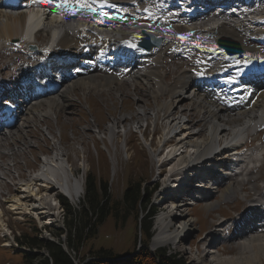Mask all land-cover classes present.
Returning <instances> with one entry per match:
<instances>
[{
    "label": "bare ground",
    "instance_id": "obj_1",
    "mask_svg": "<svg viewBox=\"0 0 264 264\" xmlns=\"http://www.w3.org/2000/svg\"><path fill=\"white\" fill-rule=\"evenodd\" d=\"M97 1L109 3L111 7H115L116 4L118 8L126 10L125 16L128 17V22L116 24L110 29L113 41L135 42L142 35L144 29L165 37L164 43L159 48H155L140 57V69L125 79V81L127 80L126 82L132 81L144 84L145 88L142 94H139L142 100L139 98L138 101L144 102L145 97H151L157 101L156 108L152 109V112H146L144 109L146 118L144 120L148 121L149 117L147 115L153 114L152 116H154L157 124L161 113H163L165 115L163 119H166L167 126L164 131L166 140L169 139L172 132L177 131L179 127H183L180 129L183 132L180 133L181 135L179 134L178 140L171 145H167V153H164L165 155L161 154L159 158L172 164L170 172L178 171L179 174L173 179V174L165 178V181L167 180L165 189L169 190L173 184H178L181 181L178 178L184 177L182 178V182H184L189 178L188 176L194 175L196 178L195 182L198 183L199 187H203V190L194 189V191L190 189L193 190L190 191V196L198 191L196 194L204 196L203 201L210 207H214L218 203V201L212 200V196L214 188H216L219 181L224 188L221 191L222 199L238 198V193L240 192L242 197L248 200L250 208L248 214L242 220L243 223L241 224L243 227L241 224L237 225L235 233H222L220 235L226 239L231 238L229 242H234L241 249L242 252H240L241 257L238 258L240 259L238 264H263L264 214L260 211L261 202H264V186L262 187L257 182V178H253L252 171L255 169L251 170L248 165L234 166L239 161H242L240 163L244 165L245 163L243 164V162L245 160L253 161L254 163L257 161L264 163V156L260 158L264 152V142L257 145L253 144L254 141L252 142V140L259 137L262 131L260 127L264 125V96L259 99L256 98L259 89L254 91L250 100L246 99L245 94L240 93L238 98L244 105L239 106L233 104L230 98L226 101H221L219 95L212 93L214 89L212 85L209 87L197 86L194 94H190L188 91L193 86H196L192 83L193 78L207 76L216 78L218 81L225 80L222 85H218L222 90V94H224L228 84L232 82L240 83L241 77L248 69H256V66L260 64L256 62V54L260 53L263 60L264 47L257 42V44H254V42L252 44L247 34L252 33L262 36L264 17L253 15L242 20L229 19L224 21L199 20V18H195V24H192L187 22L188 17H186V14L173 12L177 7L175 0ZM166 2H169L168 5L171 4L170 9L163 10L161 6ZM41 9L39 6L21 8L13 7L5 2L0 3V50L5 48V44L17 51L25 46L37 44L39 49L36 50L40 55L50 58H57L59 55H71L74 58L82 50L79 47L80 41L95 44L100 40L99 36L102 31L90 29L93 26L91 23L93 19L90 16L87 15L81 21L72 19L73 22H62L51 15H40ZM170 13L172 15L168 17ZM40 27L41 29L35 32V29ZM218 34L239 38L241 42L243 41L247 52L237 56H226L222 49L217 46L216 37ZM41 38H44L43 42H39ZM54 45L55 48L52 50ZM186 46L192 49L193 56L197 59L193 63L194 67L185 65L188 68L178 71L172 81L168 80V68L165 67L164 63L166 53L173 51L183 57L187 52L185 50ZM25 53L27 52L25 51ZM189 56L191 55H186L187 58ZM6 68L8 69L9 67L6 66ZM19 69H16L17 72ZM123 81L124 79H121L116 74H101L89 70L87 74L67 82L50 97L26 102L21 107L22 113L35 114L40 119L46 118L50 112H54V109H63L68 105L67 100L72 99L71 95L76 87L103 91L110 87H115V85ZM5 82L6 79H3L0 75V85L5 84ZM184 101L191 103L193 107L191 110H197L201 113L199 120L200 123H203V127L190 123V118L189 121L184 120L185 112L176 116V108L183 104ZM188 110L187 108L186 111ZM125 120L126 118L113 120L112 125L109 127L111 132L113 133L114 126ZM1 135L0 142L3 141L4 143L5 141L6 143L9 138L11 139V132H5ZM250 137H252L251 143H249ZM246 138L249 141L244 143L247 148L243 149L240 144ZM9 149L8 155L13 161L15 155L19 153L18 150L22 151L23 147L15 144L14 147L10 146ZM5 153V151L0 150V166L2 165L3 155L7 154ZM208 155L211 157L210 160L207 159ZM42 160L41 166L34 173L29 174L30 177L20 185L18 188L19 194L12 199L13 203L11 205L13 208H17L18 204L23 205L25 202H31V208L36 211L38 218L41 220L49 218L50 221L47 224H51L52 220L57 219V212L52 210L53 204L57 203L56 198L48 192L47 188L53 187V189L61 190L70 199L76 201L79 200L84 191V184L81 177L76 176L71 167L69 157L64 152H54L50 157H44ZM221 166H223L222 170H226V172L219 173ZM5 169L7 170H5L4 174L9 175L11 168L6 167ZM240 170H242V173L239 172ZM229 173L234 174L226 176ZM258 176L264 182L260 172ZM37 182L44 187L41 190L42 192H39L41 188L37 186ZM246 185H250L253 194L247 193L248 188ZM180 186L183 185H178V187ZM167 199H170V197L165 199V206H168V210L163 211L160 216V231L154 239L155 245L167 243L176 245L178 239L182 238V236L185 237L193 230L194 221L192 222V218H181L183 221H178L181 222L180 227L171 225L174 215L177 216L178 212L179 214L185 213L183 211L180 212L182 210L181 207H183L181 203L174 199L170 201ZM168 201L170 202L169 204H167ZM253 213L256 216L261 214L255 223L257 227L254 230H247L248 226L245 223L254 218L252 216ZM225 224L226 221L224 220L221 225L224 226ZM212 237L217 242L207 253L215 255L214 253L219 251L217 249L218 243L222 241V238L217 234L212 235ZM213 262L215 261L213 260ZM210 264L214 263L211 261ZM216 264H237V262L235 259H227L218 261Z\"/></svg>",
    "mask_w": 264,
    "mask_h": 264
},
{
    "label": "rangeland",
    "instance_id": "obj_2",
    "mask_svg": "<svg viewBox=\"0 0 264 264\" xmlns=\"http://www.w3.org/2000/svg\"><path fill=\"white\" fill-rule=\"evenodd\" d=\"M43 40L44 38H41L39 42H43ZM2 49L0 50V72L3 67L6 70V65L9 67L8 64L14 59H17V63L13 65L17 67L20 61L26 58L23 54L13 52H10V55L7 56L8 53H5L4 48ZM185 50L187 54L185 53L183 57L180 56L181 59L186 57V55H193V51L189 46H186ZM13 51L18 52L17 50ZM190 51L192 53L188 54ZM168 53H166L164 59ZM170 58V56L167 57L164 63L165 67L168 68V80L172 81L178 71L188 68V66L186 67L183 62L179 63L177 59L171 61ZM190 63L193 64L194 62H188L187 65H192ZM144 88L143 83L132 81L122 82L103 91L76 87L71 95L72 99L67 100L68 105L63 109H54V112H50L48 117L40 119L37 115L31 113L22 115L20 122L10 131L11 139L9 138L6 143L5 141L4 143L3 141L0 142V150L7 153L3 155L2 165L0 166V264H26L12 250V247L18 244L16 236L24 232L34 236L36 233L35 228H38L39 237H45V239L54 237L58 239L64 236V239L67 238L66 232L60 233V229L66 228L67 225V214L62 205L60 208H58L57 204L52 206V210L57 212L58 218L56 221H51V223L54 221L53 224H47L50 221L49 218L41 220L29 215L28 211L37 215L36 211L31 208V202L24 201L25 204H18L17 208H13L11 205L13 203L12 199L19 194L18 188L20 185L41 166L43 161L41 157H50L52 153L57 151L64 152L69 157L73 171L76 176L83 178L84 184V191L79 200L73 201L68 198L75 207L78 206V203L84 197L85 184L90 173L98 180L105 179L108 181V193L114 199L122 198L124 191L133 182L140 183L141 191L145 192L146 190L153 195L155 189L161 185L159 181H163L164 178L170 176L169 174L166 177L158 174L160 164L159 161H156L158 158L157 150L160 147V137L164 136L163 133L167 129L166 119H163L165 115L161 113L162 118L160 117L157 124L154 116H152L153 114L147 115L149 117L147 122L144 120L146 119L144 109L146 112H152V109H155L157 105V101L151 97H145L144 102L138 101L139 98L141 99L139 94H142ZM258 96L261 98L264 93L260 92ZM187 108L189 109L188 111H186ZM192 108L189 101H184L183 104L176 108V116L185 112L186 115H189L190 123L203 127V123H200L199 120L201 113L197 110H191ZM185 117L183 118L184 120L186 119ZM117 118H126V120L114 126L112 133L109 127L112 125L113 120ZM146 123H148V127L145 135L142 131L136 132L134 130L137 129L139 124L144 126ZM124 130L128 132L125 133ZM154 132L155 135L152 139V133ZM252 142L254 145L263 143L264 130ZM15 144L22 146L23 149L22 151L18 150L19 153L15 155L12 161L8 152H10L9 147H14ZM166 153L167 150L165 151ZM165 154L163 153L162 155ZM167 164L171 163L167 162ZM171 166L172 164L169 169H171ZM6 167L11 168L9 175L4 174L5 170H7L5 169ZM259 172L264 178V163L262 167L252 171L253 178H257V182L261 185L263 181L258 178ZM37 183V186H39V182ZM246 186L248 188L247 193L253 194L250 185ZM48 188V192L53 194L57 203V198L59 194H62V191L53 189V187ZM41 190L39 192H42ZM222 190L224 188L214 193L212 198L215 202L218 201L216 206L210 207L202 202L191 208V214L199 217L195 224L197 228L191 234V240L194 244L202 240L203 248H201V243H199L202 255L199 254L200 256L198 257L195 252L182 253V249H177V253L183 255L191 264H210L211 261L216 264L218 261L227 259H235L237 264L240 262L238 258L241 257L240 252L242 251L235 243L228 242L225 245H220V251L214 253L215 255L213 253L211 255L210 253H205L209 249L205 238L209 236L214 228L218 227L219 222L223 218L222 216L235 218L239 215L238 211L247 209L249 204L246 198H242L240 192L238 193V200L236 198L232 199V201L222 199V195H220ZM154 195L147 207H145V204L140 205L139 209L125 221L123 218L118 219L111 214L101 224L96 236L89 238L87 241L84 249L86 258H91L94 254L89 252L91 247L95 251L105 248L115 254H125L129 251L137 252L145 244L144 239H148L145 232L142 237L140 235L142 216H145L148 206L151 209L156 208L157 212L163 208L161 204L158 205L156 203L159 196ZM182 211L183 208L180 212ZM195 216L186 218L182 214L178 221H183L181 218H192L193 222L196 220ZM176 220H173L176 223L174 226L181 225V222ZM227 240L231 241V238ZM19 247L29 251L28 246L19 245ZM9 248H11V252H9ZM33 250L47 253V249L44 246L35 247ZM72 253L75 255V251L72 250ZM76 257V261H78L79 256L77 255Z\"/></svg>",
    "mask_w": 264,
    "mask_h": 264
},
{
    "label": "trees",
    "instance_id": "obj_3",
    "mask_svg": "<svg viewBox=\"0 0 264 264\" xmlns=\"http://www.w3.org/2000/svg\"><path fill=\"white\" fill-rule=\"evenodd\" d=\"M108 181L98 180L90 173L86 180V189L83 199L74 206L67 197L60 194V201L67 214L66 228H61V232H66V244L71 249L66 250L63 246V238L59 241L45 239L38 236L39 229L35 228V235H29L24 232L17 236L20 245L29 246L31 251L19 250L17 247L12 249L14 254L21 257L22 262L26 264H190L186 259L175 255L168 256L164 249L152 252L146 245H143L139 251H129L125 254H115L113 251L101 248L95 251L91 258H86L84 253L85 246L89 238L96 236L101 224L113 214L116 218H123L124 221L140 205L147 204L150 200L149 193L141 191L140 183H132L124 191L122 198L114 199L108 193ZM154 209L145 215L142 222V230L147 234L149 239L150 229ZM147 239V240H148ZM144 241H146L144 239ZM44 246L47 253L35 252V247ZM79 256L76 262V256ZM9 252H11L9 250ZM83 258V259H81Z\"/></svg>",
    "mask_w": 264,
    "mask_h": 264
},
{
    "label": "water",
    "instance_id": "obj_4",
    "mask_svg": "<svg viewBox=\"0 0 264 264\" xmlns=\"http://www.w3.org/2000/svg\"><path fill=\"white\" fill-rule=\"evenodd\" d=\"M160 40V39H159ZM219 42L221 45H223L227 50L228 52L230 53H236V52H240L242 51V47L240 45V42L236 39H233L231 37H227V36H222L220 39H219ZM144 45H147L146 42H143ZM52 240H56L55 238H50ZM58 242V240H57ZM63 246L66 250L67 249V245L65 243H63Z\"/></svg>",
    "mask_w": 264,
    "mask_h": 264
},
{
    "label": "snow or ice",
    "instance_id": "obj_5",
    "mask_svg": "<svg viewBox=\"0 0 264 264\" xmlns=\"http://www.w3.org/2000/svg\"><path fill=\"white\" fill-rule=\"evenodd\" d=\"M133 47H135V45H133Z\"/></svg>",
    "mask_w": 264,
    "mask_h": 264
}]
</instances>
